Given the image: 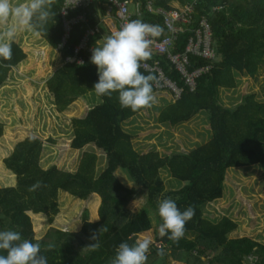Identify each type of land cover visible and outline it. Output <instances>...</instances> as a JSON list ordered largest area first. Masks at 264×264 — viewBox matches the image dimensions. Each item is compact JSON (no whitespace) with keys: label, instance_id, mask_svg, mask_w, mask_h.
<instances>
[{"label":"trees","instance_id":"trees-1","mask_svg":"<svg viewBox=\"0 0 264 264\" xmlns=\"http://www.w3.org/2000/svg\"><path fill=\"white\" fill-rule=\"evenodd\" d=\"M16 1L12 0L13 3ZM122 1L131 2L133 20L158 25L163 30L161 37L168 31L162 16L147 11L148 3L167 11L173 9L172 3L184 6L191 0ZM49 2L53 14L41 34L37 35L33 29L20 32L15 41L17 45L12 43L11 59H0V91L5 88L3 84L11 69L17 65L22 70L29 67L33 62L32 51L42 48L49 60L46 77L52 75L46 81V88L57 112L63 113L78 99L89 93L96 94L93 86L98 81V70L91 63V56L93 48L104 43L101 42L103 36L95 34L89 38L86 50L76 53V49L87 29H98L101 19L108 16L105 0H95L86 10L69 12L68 19L85 13L88 23L73 26L61 47L64 28L60 13L65 0ZM202 19L209 24L217 58L210 62L189 56V73L210 67L196 79L194 91L185 85L166 57L152 56L142 62L140 71L155 76L152 86L153 93H157L154 88L156 74L142 68L144 63L151 65L157 61L165 76L182 91L176 101L160 111L158 124L176 127L206 113L212 132L210 141L186 154L164 158L156 152L140 154L134 150L133 138L122 125L144 109L122 108L118 92L111 98L96 94L99 103L86 117L72 120L70 147L79 151L93 145L104 154L105 169L96 175L97 155L87 152L75 173L61 171L55 166L44 170L39 165L42 142L28 138L18 143L12 155L4 160L6 169L12 173L4 171L5 175L0 177V183L6 187L0 189V230H15L23 238L39 243L48 264H112L122 242L132 244L139 235L151 230L149 209L157 213L159 201L170 198L181 211L194 207L195 215L186 223L185 235L178 242L169 239L168 235L158 238L159 246H151L146 264H167L168 255L174 264H264V245L248 238L229 239L237 224L227 217L212 222L204 218L203 213L204 206L222 198L228 170L264 167V101L258 102L254 95H249L232 110L218 102L220 90L236 88V74L254 79L264 67V0H199L192 25L177 36L171 50L173 55L185 52L192 37L191 30L196 29ZM47 44L61 55L64 61L61 68L59 58ZM26 49L31 50L27 55L29 59L23 52ZM71 59L76 60L69 62ZM3 130L4 126L0 124V138ZM118 170L127 175L131 188L117 179ZM161 170L184 184L183 187L166 192ZM14 175L16 186L9 187ZM60 192L63 205L76 207L82 204L81 201L97 195L101 200L99 221L89 222L86 211L80 232L50 228L44 237L36 240L30 217L37 221V230L43 228V215L52 224L59 213L57 197ZM140 193L147 194L146 206L132 213L128 205ZM238 223L240 236L255 240L259 235V231L248 228L246 222L238 220ZM95 244L99 247H94ZM0 254L6 255V252L0 251Z\"/></svg>","mask_w":264,"mask_h":264},{"label":"rangeland","instance_id":"rangeland-1","mask_svg":"<svg viewBox=\"0 0 264 264\" xmlns=\"http://www.w3.org/2000/svg\"><path fill=\"white\" fill-rule=\"evenodd\" d=\"M17 3L22 2L18 0L13 4ZM171 6L180 8L177 3H172ZM130 10L133 12L132 5ZM111 21L115 22L113 19ZM3 31V26H0V33ZM19 34L20 32L17 33L13 43L16 44ZM47 46L50 47L48 44ZM41 49L32 51L33 62L29 67L22 70L17 65L18 67L11 69L3 84L5 88L0 91V124L4 126L3 135L0 138V177L5 175L4 171L6 173L9 171L5 167L4 160L12 155L18 143L28 138H35L42 142L39 159L42 169L48 170L55 166L61 171L75 173L83 154L93 152L98 158L96 175H99L106 166L105 156L101 151L91 145L79 151L72 150L70 147L73 140L72 120L84 118L86 113L98 104V98L94 93H89L84 97L91 98L92 102L89 99L87 101L78 99L66 111L58 113L53 97L46 88V81L49 78L46 77V69L49 60ZM23 52L27 59L31 50L26 49ZM54 52L61 62L59 65L61 68L64 61L57 50ZM235 81V89L219 91L218 102L222 107L235 109L249 95H254L258 102L264 101V67L258 71L254 79L247 75L236 74ZM153 94L156 96V102L122 125V129L132 136V146L136 152L140 154L156 152L164 158L174 154H186L210 141L212 132L206 113H200L191 121L176 127L158 124L157 118L160 111L172 104L175 98L168 92ZM115 175L125 187H132V183L123 171L118 170ZM160 177L164 181L166 192L176 191L180 185H184L171 179L165 170L160 171ZM15 186L16 176L14 175L9 187ZM2 188L6 187L0 183V189ZM57 202L58 215L52 224H49L47 217L43 215L44 224L41 230H37V221L29 216L36 240L44 237L50 228L70 233L80 232L86 211L89 222L99 220L98 209L101 200L97 195H92L87 201H81L82 204L76 207L72 204L63 205L62 192H60ZM146 202L147 194L140 193L129 203L128 209L132 213H137L146 206ZM148 213L152 228L146 234L138 236V239L148 237L152 239L153 245L159 246L157 239L161 236L158 229L162 219L158 212L152 209H149ZM203 213L204 218L212 222H217L223 217L246 222L248 228L259 231L256 241L264 245V167L253 166L228 170L222 198L204 206ZM167 258V264H174L169 255Z\"/></svg>","mask_w":264,"mask_h":264},{"label":"clouds","instance_id":"clouds-1","mask_svg":"<svg viewBox=\"0 0 264 264\" xmlns=\"http://www.w3.org/2000/svg\"><path fill=\"white\" fill-rule=\"evenodd\" d=\"M52 14L49 0H25L17 4L0 0V26L4 28L0 33V59H11L17 33L33 29L40 35ZM162 31L158 25L135 19L109 35L102 46L93 48L91 63L98 70V81L93 86L96 94L111 98L118 92L120 106L132 111L151 107L156 102L152 86L155 76L144 75L140 68L142 62L152 58L151 38L159 37ZM158 215L162 219L160 236L168 235L178 242L184 237L185 225L195 215V208L189 206L181 211L174 200L166 198L158 203ZM152 245L148 237L132 244L122 242L112 264H146ZM0 251L6 252L0 254V264H48L40 244L23 238L15 230H0Z\"/></svg>","mask_w":264,"mask_h":264},{"label":"built area","instance_id":"built-area-1","mask_svg":"<svg viewBox=\"0 0 264 264\" xmlns=\"http://www.w3.org/2000/svg\"><path fill=\"white\" fill-rule=\"evenodd\" d=\"M106 1V15L115 21L117 29L119 30L129 21L133 20V15L130 11V1L122 0H105ZM199 0H191L188 4L180 6V8H174L171 10H162L161 8H154L151 3L147 5V11L149 13L162 16L163 25L168 31L167 35L151 38L153 43L151 45L152 56L166 57L167 60L174 66L175 70L181 75L185 81V85L194 91L196 79L209 71L210 67H204L195 70L192 73L188 72L189 56L201 58L206 61H215L216 53L212 48V34L209 24L206 19H202L196 29L191 30L192 37L189 39L188 45L183 54L173 55L171 50L177 39L179 33H183L188 29L193 22V13L195 11V5ZM95 0H65L61 9V20L64 28V36L62 39V45L64 46L66 40L69 37L71 28L78 24L88 23V19L85 13L80 14L72 19H68V14L71 11L86 10L94 4ZM214 9L213 11H215ZM95 34H100L99 30L87 29L82 42L76 49V53L80 50H86L89 38ZM76 59L68 60L73 62ZM81 63V62H80ZM143 70L147 72L155 73L157 78L154 88L158 92H168L174 96L175 101L180 97L181 90L177 85L165 76L161 70L159 63L156 61L153 64L144 63L142 65Z\"/></svg>","mask_w":264,"mask_h":264},{"label":"crops","instance_id":"crops-1","mask_svg":"<svg viewBox=\"0 0 264 264\" xmlns=\"http://www.w3.org/2000/svg\"><path fill=\"white\" fill-rule=\"evenodd\" d=\"M98 30H99V32H100V35H102L103 36V39L101 40V42H104L105 41V39L109 36V35H111L113 32H115V31H117L118 29H117V25H116V23L115 22H112L111 21V18H104V19H101V25L98 27ZM52 76V75H51ZM50 76V77H51ZM49 77V78H50ZM48 78V79H49ZM47 79V80H48ZM96 95V94H95ZM87 97H89V96H87ZM91 100V98H85V97H82V98H80L79 100L80 101H87V100ZM97 103H99V99H97ZM90 102H92V100L90 101ZM97 105V104H96ZM95 105V106H96ZM91 110V109H90ZM89 110V111H90ZM88 111V112H89ZM88 112L86 113V115L88 114ZM86 115H85V117H86ZM91 146H93V145H91ZM94 147V146H93ZM95 148V147H94ZM97 150V149H96ZM85 153H87V152H85ZM89 153H91V152H89ZM93 153V152H92ZM95 154V153H94ZM105 160H106V158H105ZM106 165V164H105ZM106 167V166H105ZM105 169V168H104ZM128 181V180H127ZM130 182V181H129ZM181 187H183V186H179L178 187V189L177 190H179ZM228 218V217H227ZM231 219V218H230ZM99 221V220H98ZM97 221V222H98ZM219 221V220H218ZM217 221V222H218ZM234 223H236L237 224V229L234 231V232H232L230 235H229V239H241V238H248V239H250V240H252V241H255V242H257L256 241V239L254 240V239H252L251 237H249V236H240L239 234H238V230H239V223H238V221H235V220H232ZM93 223H95V222H93ZM147 233V232H146ZM146 233H143V234H141V235H139V237L140 236H142V235H144V234H146ZM162 237V236H161ZM259 243V242H258Z\"/></svg>","mask_w":264,"mask_h":264}]
</instances>
